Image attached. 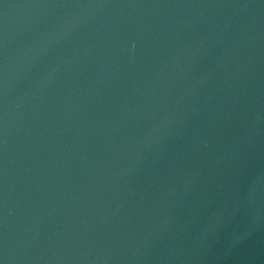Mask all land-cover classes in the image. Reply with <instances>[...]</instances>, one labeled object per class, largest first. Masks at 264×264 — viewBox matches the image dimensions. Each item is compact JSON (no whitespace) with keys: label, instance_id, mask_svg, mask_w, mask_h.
<instances>
[{"label":"water","instance_id":"95a60500","mask_svg":"<svg viewBox=\"0 0 264 264\" xmlns=\"http://www.w3.org/2000/svg\"><path fill=\"white\" fill-rule=\"evenodd\" d=\"M0 264H264V0H0Z\"/></svg>","mask_w":264,"mask_h":264}]
</instances>
